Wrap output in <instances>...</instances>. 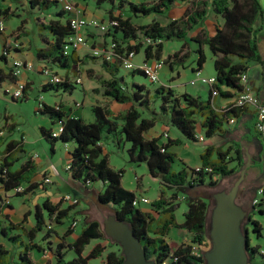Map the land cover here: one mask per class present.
Masks as SVG:
<instances>
[{
	"label": "trees",
	"instance_id": "obj_1",
	"mask_svg": "<svg viewBox=\"0 0 264 264\" xmlns=\"http://www.w3.org/2000/svg\"><path fill=\"white\" fill-rule=\"evenodd\" d=\"M179 1L186 0H153L150 4L148 0L141 3L97 0V6L104 4L109 7V20L116 21V25L110 27L107 32L96 34L103 39L101 45L108 41L115 45L111 60L106 61L103 57H94L89 53L81 59L75 51L65 56L63 45L71 34L70 13L56 0H30L31 6L40 10L59 7L54 13L53 20L41 26L52 36L53 42L47 49L37 50L36 59L46 66L73 74L78 73V67L88 63L89 59L99 61L102 70L108 75L107 79L93 77L100 85L102 96L125 107L123 111L114 114L105 105H93L91 113L94 121L91 123H86L81 118L69 117L59 108L40 101L36 113L47 117L52 126L56 124L57 127H62V132L57 137H52L51 128H39L40 135L49 144L51 153L56 143L73 145L72 151L68 152L69 161L66 168L70 180L81 185L84 190L93 187L94 184L100 185L101 190L96 195L97 202L110 207L116 219L129 225L147 259L153 260L155 264H205L203 255L195 256L192 247H200L205 241L210 198L207 197L205 200L196 198L191 196L190 192L204 187L216 189L219 180L233 177L242 168V153L239 148L206 143L207 140L215 138L225 140L230 135V120L238 118L239 113L249 109L236 106L235 100L246 91L247 86L241 82V76L247 74L249 64L262 63L258 45L260 28L256 25L263 11L257 0H212L210 11L221 19L220 24L215 27L212 35L201 32L186 41L190 46L194 44L191 46V52L196 55L195 73L201 71L206 61L204 48L212 55L215 82L208 86L209 98L202 99L188 93L178 95L173 89L163 85L155 88L152 96L144 84L133 80L127 81L126 75L121 72L125 70L122 66L123 61L129 53L137 55L142 51L144 61L163 60L164 66L170 67L175 63L183 64L184 58L180 56L183 44L177 51L167 56L163 54V44L167 41L185 42L188 33L196 29L207 17V10L205 5L193 0L191 9H186L180 18L165 25L153 19L147 25L135 26L133 19L161 16ZM124 12L129 14L126 15ZM91 36H88L89 40L92 39ZM94 44L95 42L92 43L93 47ZM8 50L5 44L0 53V61L5 65ZM184 57L186 58V55ZM11 66V64L9 67L6 66L5 74L0 69V84L5 78L12 81L15 79ZM88 72L90 73V70ZM127 72L131 77L138 75L145 78L140 69ZM61 79L59 83L43 85L41 90L72 93L75 86L80 85L75 83V79L72 81L66 77ZM213 91H216V97H235L233 103L216 110L212 103V97H215L212 95ZM156 95L159 104L154 108L151 97ZM12 100H26L24 87L20 98ZM253 113L256 120L254 110ZM162 118L166 120L165 126L172 128L187 143H198L197 136L202 133L205 141L202 143L204 149L199 155L198 168L187 166L170 151L171 147L180 142L168 139L167 131L162 135V137L166 135L164 143L160 142V138L144 137ZM4 127L9 132L14 126L5 124ZM257 134L262 139L264 155V131ZM108 135L115 136L113 142L118 151L122 142V147L127 146L125 152L127 162L145 165L150 177L160 181L159 198L143 204L148 206L149 211L132 205L136 196L121 185L124 171L114 170L109 166L108 156L103 153L100 145L104 143L102 138ZM19 146V141L10 140L0 151V218H3L0 221V237L8 245V249H5L4 245L0 244V264H35L33 251L42 255L50 253L55 264H89V261L101 258L102 255L105 257L101 259L100 264H122L124 258L121 249L111 250L113 246H119L104 236L100 223L96 220L84 218L79 234L71 243L66 241V237L71 235L73 230L68 229L62 236H58L52 230L53 225H62L64 220L71 218L70 212L78 204L61 209V201L53 205L44 200L35 206L33 213L35 224L31 230H26L22 222L12 224L8 220V216L3 213L5 208L11 209L7 193L22 188L21 192L14 195L21 197L26 195L33 187L30 180L36 174V166L30 159L14 168L20 160V155L24 154V150ZM233 163L235 165L231 166ZM28 172H32L33 175L29 176ZM24 183L27 184L25 188L22 186ZM166 194L169 196L166 197ZM240 194L241 189L238 191L236 202L242 206ZM178 201L186 204L181 224H177L175 218ZM251 209L246 218L249 228H246L247 226L244 228L249 233L248 264H264V255L259 252V247L252 246L250 242L252 236L254 239L261 237L262 228L253 217L255 214L264 216V194L258 204ZM73 222L76 221L73 220L71 223ZM2 223H7V227L4 228ZM170 228L184 229L190 239L181 243L168 242L166 236ZM54 238L59 242L53 243ZM87 247L90 248L87 250ZM68 252L74 255L70 260L65 259Z\"/></svg>",
	"mask_w": 264,
	"mask_h": 264
},
{
	"label": "crops",
	"instance_id": "obj_2",
	"mask_svg": "<svg viewBox=\"0 0 264 264\" xmlns=\"http://www.w3.org/2000/svg\"><path fill=\"white\" fill-rule=\"evenodd\" d=\"M73 1L76 6V9H75L76 15H81L87 19L97 18L101 21L109 20V16H108L109 7L108 6L107 8L103 7V4L100 6H97L96 5L97 0H73ZM126 1L130 3H137L136 0H126ZM145 1L147 0H139L138 3L145 2ZM211 1L212 0H196L195 1V2H198L200 5L206 6L205 8L207 10V17L199 24V26L196 29L189 32L186 37L185 42H182L184 46L183 51L181 53V55H183L181 57L182 59L184 58V55H189V53H192L191 46H193L194 44L191 46L187 44L186 41H188V39L196 36L198 33H201V32L212 35L215 27L220 24L221 19L218 16L211 13L210 11ZM257 2L259 3L263 11L262 17L256 25L260 28V31L258 32V39H259L258 45H259V54H260L262 63H250L249 64V68L246 74L247 75L246 90L247 89L250 90L254 95L257 96V98L264 101V0H257ZM192 3H193V0H186L183 2L179 1L161 15L167 20L166 23H168L169 21L180 18L184 14L186 9L188 8L191 9ZM200 8H203V6H200ZM58 10H59V7L51 8L48 10H40L38 7H32L30 0H0V25H1L0 27L3 28V31H0V53L2 52V49L5 46V44L7 45L10 41L18 42L20 45L17 50L9 48L8 50L9 55L7 59L5 60L6 65L2 61H0V69H2L5 74L6 66L9 67L12 61H15V60L21 61L25 64L32 65L31 70L24 69L23 71H21L19 76L15 77L13 81L10 80L9 78L4 79V81L0 84V101L5 102L7 99L14 101L11 98V94L14 91H16L19 86L24 87V90L26 91V99H27V92H30L31 90L35 89L34 87L35 80L33 79V76L37 75L38 79L40 80L39 88H37V91L39 93L38 94L39 96L37 97L38 102L40 101L48 106L57 107L59 108L60 111L64 112V114L69 117L81 118L86 123H91L94 121L93 114L91 113V107L96 104L101 105V106L105 105L111 111V113H114V114L117 112L123 111L125 109L124 106H120L116 103H113L109 99L104 98L102 96L100 85L97 82V80L93 78L95 76L101 77L103 79L108 78V77L104 78L101 75L95 74V72H93V69L102 70L99 61H90L89 59V63H85L83 65L81 64L78 67L79 68L78 73H75V74L70 73L69 71L68 73H66L65 71L60 70L58 68L47 66L50 68V70H52L53 73L57 74L61 78L66 77L70 81L76 78H80L81 83L80 85H77V86L78 88H80V93L82 95L81 99L77 101L70 100V97L72 96L74 91L72 93H63L61 91L48 90V91L43 92L41 90V87L46 84V78L41 73V67L44 66V63L41 61H38L35 57V54L37 50L47 49L48 46L52 44L53 42L52 36L47 31L43 30L41 26L46 25L49 21H52L54 13L57 12ZM147 18L149 19V21L143 22V25H147L148 23H150L153 19H155V16L154 15L148 16ZM165 24H161V25H165ZM138 26H141V25L138 24ZM96 34L97 33H93L91 36L92 39L87 41L89 45L92 46L93 42H95L94 46L101 45L103 39L101 37V40H100L98 38L99 36H97L98 34L97 35ZM89 45L81 47L77 51L79 58L83 59L84 56L88 54ZM205 49L206 48H204V52H205ZM174 52L175 51H172L171 54ZM85 60L87 61V59ZM185 60L186 59H184V61ZM194 60H195L194 58L193 59L189 58L188 59L189 64L194 62ZM85 65H89L88 68H85L86 77L82 73V68H84ZM165 66L169 69L170 72L173 71V64L171 67L169 65H165ZM184 67H185V62L182 64V68ZM188 69L190 70V73L195 75V72H194L195 66L189 65ZM203 69H205V65H203L201 72H203ZM88 70H90V73L88 72ZM177 76L179 77V73H177ZM213 76H214V72H212V74L211 73L209 74V78ZM172 79L174 78L171 77V80ZM191 80H194V79L192 78L190 79V81ZM189 82L187 81L184 84L183 83L176 84L175 86L174 85L172 86L170 83H165V82L160 83V84L166 87H170L178 95L183 94V93H188L193 96L201 97L202 99L209 98L208 86L206 85L203 86V84H201L200 82H196L194 85L199 83L198 84L199 87L197 91H191L190 89H187V85L189 84ZM234 98H222L220 96L218 97L215 96V97H212V103L216 110H221L225 108L226 106L230 105L231 103H233ZM14 102H17V101H14ZM108 104L110 105L108 106ZM37 108L38 107H36L35 112ZM8 117L10 116L5 111L4 118L7 119ZM42 118H44L46 122L47 120H49L48 118L46 120L45 117H42ZM255 121L256 120H255V115L253 113V109L249 108L248 110H245L242 113H239L238 118L234 119L233 123H230L229 131H230V134H232V131L240 132L241 134L240 137L244 141L247 142L248 147L251 148L252 151L257 152L259 147L262 148L263 142L260 136L255 131V128H254ZM157 122L161 123L162 121H157ZM5 124L9 125L12 123L6 122ZM165 124L166 123L162 122V125L164 127L160 133L153 132V129L155 127L154 126L147 134L144 135V137L146 139L161 138V134L167 131L168 139L172 141L178 140L180 142L179 145L184 147L186 150L190 149L191 153L189 151H186L185 154L181 153V155H179L173 150L175 148L174 146L170 148V151H172L176 155L178 154L177 157L181 159L187 166L192 167V168H198L200 166L199 155L204 149V144H201L202 145V147L200 146L201 149L194 148L195 145H198V143H192V144L187 143L184 139H182L179 136V134H177L176 132L175 134L172 133L171 132L172 128L165 126ZM41 127L46 128V129L51 128L52 131H55L57 128V125L55 124L52 126L50 122H47V124H44V123L38 124L37 126L38 139L41 142V146L43 145V148L45 149L44 140L39 132V128ZM11 134H8L7 136H5L4 131H0V135H2L0 137V140L1 139L7 140L8 138H12ZM199 135L203 136L202 133ZM228 137L225 140L219 139V138L207 140L206 144H216V145L223 144L224 147H228L229 145ZM10 140H14V139H10ZM165 141L166 140H163V139L160 140L161 143H164ZM19 142H20L19 147H21L22 150H24V154L20 155V160L18 163H16L14 168H17L19 165L23 164L27 159H30L33 161V164L36 166V174L30 180V184H33V187L30 189L29 192L26 193V195L21 197V196H15L13 192L7 193L6 196L8 198L7 200L11 206V209L5 208L3 213L8 216V220L12 224H20L22 222L21 224L26 230H31L35 224L33 213H34V209L36 205H40L41 202H43L44 200H48L51 204L54 205V204H57L56 202L59 201L62 196L67 195V193H59V191L57 192L54 191V187H56L58 184L56 177L59 176V172L57 169L61 167L63 168L64 172L66 171V167L69 161L68 152L72 151L73 145L71 143H68V144L59 143L61 145H57L58 143H56L53 148L54 151L49 155L48 162L44 163L40 155L37 156L36 158L33 157V155H37V153L34 150L31 149L30 151V149L29 150L27 149V146L30 145V141L28 140V138L25 137L24 133H22L21 139ZM100 145L103 150V153H105L108 156V163H109V166L111 167L109 154L113 152L112 150L109 149L110 144L101 143ZM115 145L116 144L112 142L111 147L113 150H115L114 149ZM233 145L237 146L235 143H233ZM122 148H123L122 150H124L123 153L125 155L127 146H124ZM58 151H60L59 153H63V156H62L63 160L58 158V160L53 161V159L57 156ZM116 152H118V150ZM44 153L46 154L45 151ZM43 157L46 158L45 155H43ZM122 158L124 159V161H126L125 156L122 155ZM253 163L254 165L251 166L252 170L250 171L258 174L257 178H262L261 184H263L264 182V158H262L261 160L257 159V161H253ZM114 170H116V168ZM66 174H67L66 185H69V186H74L75 184L77 185V183L70 180L68 173ZM45 179H47L48 182H46ZM22 186L25 188L27 187V184L25 186L24 185ZM98 187H100L98 186V184H94L93 187H90L87 190H84V188L82 187L83 188L82 193L86 196L89 192H91V190L98 189ZM259 189L264 190V186ZM257 190L255 191V193L257 192ZM128 191H131V190H128ZM131 192L134 193L136 197L142 196L138 192L137 193H135L134 191H131ZM170 193L171 192H169V194ZM169 194H166V197H168ZM14 198H19L21 200L22 206L20 207V210H17L15 207H13L12 200ZM158 198H159V194H158L157 199ZM76 199H79V198H76ZM157 199H153V201ZM150 202L152 201L150 200ZM66 207L67 205L65 207L62 204L60 205L61 209L66 208ZM140 208L144 211H149L148 208H143L142 204L140 205ZM81 211H82V207L78 203V206H76V208L70 212V214H72L71 218L74 221H76V224H78L79 222L78 219L81 215ZM75 213H77L78 215L76 216ZM26 214H27V217H25ZM14 216L17 218V220L13 218ZM81 218H82L81 221L84 218L88 219V217H81ZM260 218H261V215L253 217V219L259 222L262 228L261 237L259 239H254V237L252 236L250 238V242L252 246L257 245L259 247V250H264V221L259 220ZM1 220H3V218H0V221ZM73 220H71V222ZM71 222L70 224H72ZM182 222H183V219L181 222H177V224H181ZM65 223L66 222L63 221L62 225H53L52 230L58 235L60 229H62V227L65 226ZM2 226L4 228L7 227V223H2ZM172 229L174 228H170L169 233L166 236V240L168 242L181 243V242L188 241L190 239L189 234L184 229H181V228H175L178 230L177 236L174 237V239H169L168 236ZM74 233L75 231L73 230V233L66 237L67 242L71 243L75 239V237L79 234L78 232V234L75 235L71 241H69L68 240L69 236H73ZM62 235H58V236H62ZM52 242L58 243L59 240L57 238H54ZM0 244L4 245L5 249H8V245L5 242H3L2 237H0Z\"/></svg>",
	"mask_w": 264,
	"mask_h": 264
},
{
	"label": "rangeland",
	"instance_id": "obj_3",
	"mask_svg": "<svg viewBox=\"0 0 264 264\" xmlns=\"http://www.w3.org/2000/svg\"><path fill=\"white\" fill-rule=\"evenodd\" d=\"M137 3L139 0H136ZM153 0L148 1V3H152ZM103 7L107 8V5L103 4ZM102 7V8H103ZM126 13V15H128V12H124ZM155 20H157L159 23L161 24H165L167 22V20L159 15H155ZM149 19L147 17H140L139 19H133V24L135 26L139 25H143V22H148ZM101 40V36L98 37ZM99 40V41H100ZM89 41V40H88ZM182 42H178V41H167L163 44V54L164 56H167L168 54H171L172 51H177L180 47H181ZM193 49V48H192ZM82 53V52H81ZM83 54V53H82ZM180 56H183L180 54ZM205 56H206V61L204 63L205 65V69H203V72L200 71V76L203 78H209V74L213 71V58L211 53L209 52L208 49H205ZM189 58H196V55L192 53H189V55H186V58L184 57V59H186L185 62V67L182 68V64L180 63H175L173 65V71L170 72L169 69L166 66H163L159 71H158V81L155 84H152L147 78L141 77V76H134L131 77V75H129V72L122 70V74L126 75V79L128 82H130L131 80L137 82V83H142L146 86V88L149 90V92L153 94V91L155 88L161 86L160 83H170L172 86L176 85V84H184L187 81L189 82L190 79H195V75L190 73V70L188 69L189 65H193L195 66V60L194 62H192L191 64H189L188 59ZM142 59H143V52H139L137 55H135L134 59H133V63L135 65H139L142 63ZM89 63V61H88ZM89 65H85L84 68H82V73L84 74V76L86 77V69L88 68ZM98 67V66H97ZM99 68V67H98ZM93 72H95V74L101 75L104 78H107L108 75H106V73H104L103 70L101 69H93ZM177 73H179V77L177 76ZM171 77H173L174 79L171 80ZM33 79L35 80V89L31 90L30 92H27V99L25 101H20L18 100L17 102L11 101L10 99H7L5 102L0 101V129H2L4 131V135L7 136L8 134H11L12 138H8L7 140L4 141V139L0 140V151L4 149L5 144L10 140V139H14L16 141H20L21 139V135L22 133L25 134V137L28 138V140L30 141V145L27 146V149L31 151L34 150L37 153V156H41V159L44 161V163L48 162L49 159V155L51 154L50 152V147L49 144L46 143L44 141V147L43 145L41 146V142L38 139V129L37 126L39 123H44L47 124V122H50V120H47V117L42 116L41 114H38L35 112L36 107H38V100L37 97L39 96L37 88H39V84H40V80L38 79L37 75L33 76ZM199 84V83H198ZM196 84L194 86L189 84L187 85V89H190L191 91H197L199 85ZM201 85V84H200ZM205 86V85H203ZM98 92V90H97ZM49 98V97H48ZM82 98V95L80 93V88H78V86L75 88L74 93L72 94V96L70 97V100H79ZM151 102L153 103V107L156 108L159 104V98L156 95L155 97H151ZM110 104H108L109 106ZM6 113L10 116L7 118V120L4 118V114ZM45 117L47 122L44 120ZM161 121L163 123H165L164 121H166L165 119H161ZM12 123V125L14 126L12 128L11 131L7 132L4 128L5 123ZM49 126V125H48ZM163 125L160 122H157V124L155 125L153 132L156 133H160L163 130ZM172 133L175 134V131L173 129H171ZM163 133L161 134V139L165 140L164 136L162 137ZM240 132L238 131H232V134L229 135L228 137V143L230 146L232 147H237L241 150L242 153V168L238 171V173L236 175H234L233 177H230L228 179H224V180H219L218 181V186L216 189H208V188H201L195 191H191L190 195L196 198H200V199H207V197H211V194L215 191V190H229L234 182L239 178L240 173L242 170L245 169V175H244V179L240 185L241 189V194H240V203L242 204V207L244 210H246L249 214V212L252 211L251 207V202H252V198L255 194V191L261 187H263V184H261L262 182V178H257L256 173L251 172L250 170H252L251 166L254 165L253 161H257V159L261 160L262 158H264L263 155V149L261 147L258 148L257 152L252 151L251 148L248 147V144L246 141H244L241 137H240ZM2 135H0L1 137ZM115 136H104L102 138L104 143H109V149L112 150L113 153L109 154L110 157V165L112 168H116V170L122 169L123 172V176L121 179V185L124 189L126 190H131L134 191L135 193H140V195H142L143 197L147 198L149 201H153V199H157L158 194H159V187H160V181L157 179H153L152 177H150V175L148 174L147 168L145 165L140 164V165H133L132 163H129L127 161H124V159L122 158V155H124L122 150V145L123 142L121 143L120 149L118 152L117 148L114 146L113 150L111 145L113 142V138ZM117 137H120V135H117ZM233 143H235L237 146H234ZM192 144V143H190ZM202 143L198 142V145H195L194 148H200L202 147L201 145ZM57 145H61V144H57ZM201 146V147H200ZM175 148L173 149L176 153H178L179 155H181V153L185 154L186 151H191L190 149H185L184 147L178 145L174 146ZM44 151L46 152V154L44 153ZM60 151H58L57 156L53 159V161L58 160V158L62 159L63 153H59ZM259 152V153H258ZM191 153V152H190ZM177 154V155H178ZM43 155L46 156V158L43 157ZM63 163V161H62ZM191 165V163H190ZM235 164H231V166H234ZM59 172V176L56 177L57 179V186L54 187V191H59V193H67V195H69L72 199H78V203L79 205H81L82 207V211H81V215L78 219V224H76L74 227L72 226V224H70L71 222V218L69 217L68 219L64 220L65 226L62 227V229H60L58 235H62L63 233H65L67 231V229H73L75 231L73 236H69L68 240L71 241L72 238L78 234V232H80V229L82 227L81 225V217H88V220H96L100 223L101 226V230L103 232V225L104 222L110 217L113 216V212L111 210L110 207L107 206H102L97 202L96 199V195L98 193V190H101V187H98V189H93L91 190V192H89L86 196L82 193L83 192V188L81 187V185L79 184H75L74 186H69L66 185V180H67V172L63 170V168L59 167L58 169ZM33 172V171H32ZM32 172H28L29 176H32L33 173ZM26 185V183H24V186ZM100 186V185H98ZM139 186V188H138ZM57 189V190H56ZM245 191V192H244ZM83 195V196H82ZM42 201V200H41ZM61 201V200H59ZM59 201H57L56 203H59ZM62 205L65 207L66 205L69 206L68 203L61 201ZM42 203V202H41ZM12 204L13 207H15L17 210H20L21 205V200L19 198H14L12 200ZM176 207V211H175V218L177 222H181L183 219V214L186 211V204L182 201H178ZM211 206V203L209 204V208ZM143 208H147V205H143ZM254 211V210H253ZM76 216L78 214H75ZM256 216H258L257 214H255ZM209 217H210V211L208 210L207 212V218H206V228H208V222H209ZM15 220H17V218L14 216L13 217ZM259 220L264 221V216L261 217ZM69 223V225H68ZM244 224L247 225L246 228L248 227V223L246 222V219H244ZM178 230L177 229H172L168 238L169 239H174V237L177 236ZM57 241V240H55ZM205 247H203L202 251L203 254L204 252H206L209 247H210V242L209 239L206 235L205 237ZM56 244V242H54ZM94 242H92L93 244ZM90 247H87V250ZM120 247L117 246H113L111 248V250H118ZM33 259L35 261V264H55V260L54 258L50 255V253H45V254H39L36 251H33L32 253ZM74 255L72 254V252H68L65 256L66 260H70L71 258H73ZM105 257V255H102L101 258H97V259H93L91 261H89V264H100L101 259Z\"/></svg>",
	"mask_w": 264,
	"mask_h": 264
},
{
	"label": "built area",
	"instance_id": "obj_4",
	"mask_svg": "<svg viewBox=\"0 0 264 264\" xmlns=\"http://www.w3.org/2000/svg\"><path fill=\"white\" fill-rule=\"evenodd\" d=\"M58 4L68 13H70V19H69V25L71 28V34L67 37L66 43L63 45V54L66 56L70 54V52L75 51L77 52L81 47H84L86 45H89L87 43L88 36L92 35L93 33L97 34H103L109 30L110 27L116 25V21L114 20H107V21H101L97 18H91L87 19L81 15L75 14V3L73 0H56ZM1 26V25H0ZM0 31H3V28L0 27ZM8 48H19V43L15 41H10L7 45ZM114 43L107 42L105 45H96V46H88V53L91 56L94 57H103L106 61H110L111 57L113 56V48ZM135 55L133 52L129 53L127 58L123 61L122 66L125 70L131 71L135 69H140L144 75L145 78H147L152 84H155L158 82V71L164 66L163 60H151V61H144L142 59V63L139 65H135L133 63ZM12 67V75L17 77L20 75L21 71L24 69L31 70L32 65L31 64H25L21 61H12L11 63ZM41 73L46 78V84H56L62 81L61 77H59L57 74L53 73L52 70H50L47 66L41 67ZM247 75L243 74L241 76V82L243 84H247ZM196 82H200L203 85L211 86L215 79L214 77L210 78H203L200 76V72L195 73V79L190 81V85H194ZM76 84L81 83L80 78L75 79ZM23 87L19 86L16 91H14L11 94L12 99H18L20 98L22 94ZM213 96H216V91L212 92ZM236 106H244L247 108H252L256 113V123H255V129L257 132L264 131V101L257 98L256 95H254L251 91L248 89L242 93L236 100H235ZM234 120L231 119L230 123H233ZM62 132V127L58 126L55 131H52V137H57ZM165 135V134H164ZM166 137V135L164 136ZM197 139L199 142L204 143V138L201 135L197 136ZM34 158L37 157V155H33ZM68 168V166L66 167ZM46 182H48L47 179H45ZM22 188H17L13 191V193L21 192ZM264 194L263 189L257 190V192L254 194L252 198L251 205L255 206L258 204L259 199ZM63 202L68 203L69 205H76L78 204V199H72L69 195H64L60 199ZM150 201L145 197H136L132 205L135 207L140 206L141 204H147ZM76 225V222L72 223V226L74 227ZM205 242L202 246L192 247V253L195 256L203 255V247H205ZM261 254L264 255V250L259 251Z\"/></svg>",
	"mask_w": 264,
	"mask_h": 264
},
{
	"label": "water",
	"instance_id": "obj_5",
	"mask_svg": "<svg viewBox=\"0 0 264 264\" xmlns=\"http://www.w3.org/2000/svg\"><path fill=\"white\" fill-rule=\"evenodd\" d=\"M244 175L245 169L229 190H215L211 194L210 217L208 228H205L210 247L203 254L205 264H248L249 233L244 230L248 212L236 202ZM103 234L120 247L124 258L122 264H155L146 258L129 225L114 215L104 222Z\"/></svg>",
	"mask_w": 264,
	"mask_h": 264
},
{
	"label": "flooded vegetation",
	"instance_id": "obj_6",
	"mask_svg": "<svg viewBox=\"0 0 264 264\" xmlns=\"http://www.w3.org/2000/svg\"><path fill=\"white\" fill-rule=\"evenodd\" d=\"M247 225H244V228L246 227Z\"/></svg>",
	"mask_w": 264,
	"mask_h": 264
}]
</instances>
